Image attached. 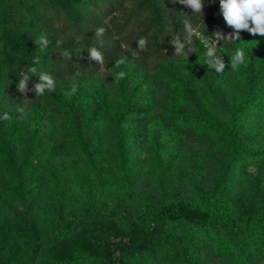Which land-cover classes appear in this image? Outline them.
Instances as JSON below:
<instances>
[{
  "label": "trees",
  "instance_id": "obj_1",
  "mask_svg": "<svg viewBox=\"0 0 264 264\" xmlns=\"http://www.w3.org/2000/svg\"><path fill=\"white\" fill-rule=\"evenodd\" d=\"M223 21L219 0H203L200 13L172 0H0V112L10 105L41 99L51 110L64 114L75 148L94 181L85 192V203L74 211L71 206L76 201L62 173L47 168L55 225L41 232L31 229L24 259L21 263L9 260V264H38L44 253L72 238L83 236L84 243L94 224L86 244L59 253L44 264H264V205L259 212L242 215L238 202L228 197L232 177L246 176L248 166L264 168V147L244 141L248 128L264 120V36L241 30L229 46L230 61L237 49L244 52V63L233 69L243 92L229 105L219 103L225 116L221 123L197 107L189 111L169 109L179 130L222 141L227 150L218 184L207 196L169 197L159 185L157 202L143 198L133 185L124 134L115 138L120 154L119 179L107 176L96 142L87 138L102 116L104 95L92 91L86 96L77 87L75 92L63 89V84L78 73L98 72L100 64L88 54L93 46L103 54L104 65L124 55L132 56L137 70L125 72L117 83L115 91L121 105L114 125L116 129L133 126L152 112L148 95L138 92L139 78L144 81L149 70L158 71L169 61L163 51L175 50L174 41L192 38L197 25ZM100 27L105 32L97 37L95 31ZM41 35L49 41L44 51L34 43ZM141 37L147 40V51L134 57L129 49L137 48ZM57 40L63 42L59 48ZM64 50L71 59L60 56ZM206 54L201 55L204 62ZM37 57L40 63H33ZM152 57L157 63H152ZM185 65L180 92L188 96L194 93L196 66L193 60ZM29 67L51 75L55 91L36 96L32 89L40 81L32 76L27 97L19 93L20 73ZM13 123L10 120V127H6L0 118V174L9 179L0 189L24 199L34 180L32 168L42 158L46 144L38 122L17 143ZM147 133L154 152L165 151L171 163L177 132L151 125ZM102 192L115 196L110 205L102 201ZM132 208L138 212L134 218ZM112 231L127 234L128 239L121 243L106 240V233ZM0 248H5L2 234Z\"/></svg>",
  "mask_w": 264,
  "mask_h": 264
},
{
  "label": "rangeland",
  "instance_id": "obj_2",
  "mask_svg": "<svg viewBox=\"0 0 264 264\" xmlns=\"http://www.w3.org/2000/svg\"><path fill=\"white\" fill-rule=\"evenodd\" d=\"M193 32L195 33L192 38L180 42L183 48L179 54H176L175 50H164L163 55L169 57V61L158 71L149 70L148 78L144 81L139 78L141 84L138 92L143 96L148 95L147 101L152 106V112L133 126L116 129L114 125L116 113L121 105L115 91L121 79L117 74L121 71L125 73L137 70L132 56L124 55L118 58H126L119 67L115 66L118 60L116 59L108 65H100L94 75L78 73L63 84V89L67 91H71L75 86L82 89L86 96L92 91H100L104 95L102 116L99 122L92 126L87 138L96 142L105 174L119 179L120 154L115 138L117 134H124L129 151L127 164L132 172L133 185L143 198L153 202H157L159 185L164 186L169 197L190 199L198 195H209L218 184L219 173L227 155L222 141L206 137L202 139L196 132L179 130L169 109L179 107L189 111L192 107H197L221 123L225 116L219 108V103L229 105L243 92L242 84L234 77L230 61L229 46L233 44L238 33L227 26L225 21L208 22L205 26L197 25ZM208 50L212 51V55L207 56V62H204L201 55ZM187 60H193L196 66L192 83L194 93L188 96L180 92V79L186 75ZM151 61L153 64L157 63L154 57ZM217 61L224 63L223 72H217ZM17 107L10 105L0 112L1 119L5 113L10 116L8 120L2 119L5 126L10 127V120L14 121L13 132L18 143L20 139H24L27 129L34 122H38L46 149L42 158L32 168L34 180L24 199L14 198L0 189V234L4 237L5 246L4 249L0 248V264H9V260L21 263L30 245V230L41 232L55 225L52 214L54 197L47 168H54L62 173L63 182L76 201V204L71 206L74 211L85 203V192L89 185L94 184L92 173L75 148L67 117L51 110L41 99L19 106L25 109L24 114L19 113ZM151 125H159L163 129L177 132L178 138L171 163H168L165 151L160 154L154 152L153 143L147 133ZM244 139L248 145L264 147V120L250 126ZM246 171V176L231 178L228 194L231 200L238 202L242 215L259 212L264 205V168L248 166ZM8 184L9 179L0 174V185ZM101 199L110 205L115 196L102 192ZM137 213V209L132 208L133 218ZM94 229L95 224L92 231L85 234L87 241ZM85 238L84 243L83 236L64 241L49 254L44 253L38 264H44L59 253H66L72 248L86 244ZM105 239L121 243L128 239V236L112 231L106 233Z\"/></svg>",
  "mask_w": 264,
  "mask_h": 264
},
{
  "label": "clouds",
  "instance_id": "obj_3",
  "mask_svg": "<svg viewBox=\"0 0 264 264\" xmlns=\"http://www.w3.org/2000/svg\"><path fill=\"white\" fill-rule=\"evenodd\" d=\"M173 3L179 2L187 7H189L194 13H200L203 8V0H172ZM220 11L222 13L223 19L226 22L227 26L233 28L236 33H239L241 30H247L252 35H261L264 36V0H219ZM253 25V26H250ZM105 29L103 27L97 28L95 31V36L100 37L104 34ZM137 48H130L129 51L135 57L139 55V52L147 51V40L144 37H141L137 41ZM34 43L39 47L41 51H44L49 41L43 35L34 41ZM61 40L56 41L57 47H61ZM175 53L179 54L183 45L179 41H174ZM83 50H80L82 52ZM89 58L92 61H95L96 64L103 65L104 57L101 51L96 47H91L88 50ZM207 56L212 55V51H207ZM61 57H67L71 59V55L64 50L60 52ZM126 58L118 59L115 62V66L119 67L124 63ZM245 56L244 52L240 49L235 51V54L231 57V67L232 69H237L238 66L244 63ZM33 63H40L39 58L37 57ZM225 65L222 61H217V72H223ZM31 73V76L28 74ZM118 78H124L125 73L123 71L119 72ZM21 78L17 84V91L23 96L27 97L28 81L32 76L39 77V83H35L33 89L36 96H42L45 91L53 92L55 91V80L54 78L44 72H38L37 68L29 67L26 72L20 73ZM75 92V86L72 89ZM67 95V93H66ZM17 111L21 114H24L25 109L23 107H17ZM4 120L10 119L8 113H5L2 117Z\"/></svg>",
  "mask_w": 264,
  "mask_h": 264
}]
</instances>
